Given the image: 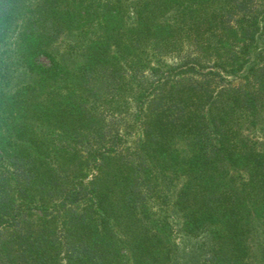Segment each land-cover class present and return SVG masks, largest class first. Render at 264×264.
<instances>
[{"label":"trees","instance_id":"obj_1","mask_svg":"<svg viewBox=\"0 0 264 264\" xmlns=\"http://www.w3.org/2000/svg\"><path fill=\"white\" fill-rule=\"evenodd\" d=\"M180 234L196 264L264 235V0H0V264H177Z\"/></svg>","mask_w":264,"mask_h":264},{"label":"rangeland","instance_id":"obj_2","mask_svg":"<svg viewBox=\"0 0 264 264\" xmlns=\"http://www.w3.org/2000/svg\"><path fill=\"white\" fill-rule=\"evenodd\" d=\"M42 62L46 64L48 61L43 60ZM100 111H102V109H100ZM111 117L113 118L112 115L108 116V118ZM180 236L181 240L178 239V242H181V244H179L177 264H196L197 258L192 259V256L196 254V249L202 244L203 240L184 238L181 234ZM250 245L253 252V264H264V235L253 236Z\"/></svg>","mask_w":264,"mask_h":264}]
</instances>
